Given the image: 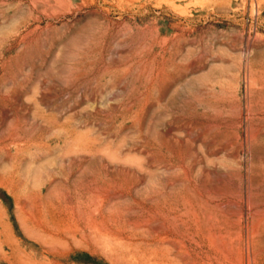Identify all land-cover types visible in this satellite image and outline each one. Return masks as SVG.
<instances>
[{"label":"rangeland","instance_id":"obj_1","mask_svg":"<svg viewBox=\"0 0 264 264\" xmlns=\"http://www.w3.org/2000/svg\"><path fill=\"white\" fill-rule=\"evenodd\" d=\"M0 264H264V0H0Z\"/></svg>","mask_w":264,"mask_h":264}]
</instances>
